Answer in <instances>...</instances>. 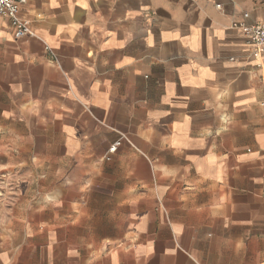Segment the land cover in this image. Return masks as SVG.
<instances>
[{"label":"crops","instance_id":"0c3cea01","mask_svg":"<svg viewBox=\"0 0 264 264\" xmlns=\"http://www.w3.org/2000/svg\"><path fill=\"white\" fill-rule=\"evenodd\" d=\"M0 18V264H264V0H27ZM118 143L114 151L110 148Z\"/></svg>","mask_w":264,"mask_h":264},{"label":"built area","instance_id":"2783aa9c","mask_svg":"<svg viewBox=\"0 0 264 264\" xmlns=\"http://www.w3.org/2000/svg\"><path fill=\"white\" fill-rule=\"evenodd\" d=\"M26 2L27 0H0V18L4 17L10 21L16 37L27 36L31 33L29 20L18 15L20 5ZM232 26L241 28L254 46L258 48L264 46V23L233 22ZM117 145L118 143H115L110 151H114Z\"/></svg>","mask_w":264,"mask_h":264}]
</instances>
